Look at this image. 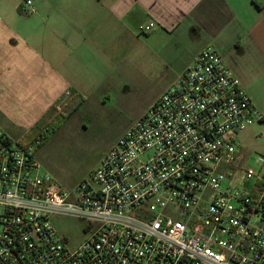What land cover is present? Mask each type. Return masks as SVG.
I'll return each mask as SVG.
<instances>
[{
	"label": "built area",
	"instance_id": "built-area-1",
	"mask_svg": "<svg viewBox=\"0 0 264 264\" xmlns=\"http://www.w3.org/2000/svg\"><path fill=\"white\" fill-rule=\"evenodd\" d=\"M261 118L208 46L70 191L37 157L43 135L0 128V264H264V160L240 140ZM60 218L88 235L72 243Z\"/></svg>",
	"mask_w": 264,
	"mask_h": 264
},
{
	"label": "crops",
	"instance_id": "crops-1",
	"mask_svg": "<svg viewBox=\"0 0 264 264\" xmlns=\"http://www.w3.org/2000/svg\"><path fill=\"white\" fill-rule=\"evenodd\" d=\"M33 1L35 12L24 15V0H0V128L16 138L44 117L46 126L55 106L111 97L128 79L173 67L186 54L184 72L208 46L258 108L264 0Z\"/></svg>",
	"mask_w": 264,
	"mask_h": 264
},
{
	"label": "rangeland",
	"instance_id": "rangeland-1",
	"mask_svg": "<svg viewBox=\"0 0 264 264\" xmlns=\"http://www.w3.org/2000/svg\"><path fill=\"white\" fill-rule=\"evenodd\" d=\"M188 59V55H180L173 67H158V71L132 77L116 86L111 97L91 98L82 104L38 149L47 173L68 191L88 178L132 123L177 81ZM75 104H60L57 110L68 114ZM257 106L264 116V94ZM240 140L250 154L248 164L259 168L258 159L264 160V118L256 120ZM56 225L62 233L70 234V241L75 244L88 235L83 220L60 218Z\"/></svg>",
	"mask_w": 264,
	"mask_h": 264
},
{
	"label": "trees",
	"instance_id": "trees-1",
	"mask_svg": "<svg viewBox=\"0 0 264 264\" xmlns=\"http://www.w3.org/2000/svg\"><path fill=\"white\" fill-rule=\"evenodd\" d=\"M21 12V9H20ZM22 13V12H21ZM83 102V98H81V100H79L73 107L72 111L68 112V114L62 113L59 110H57V106L53 107L51 111H53L54 113L52 114V116L47 117V132L43 133V127H45L44 122H45V117L41 120V122L39 123L37 129L35 131L31 130V131H26L23 136L20 138L21 140H25V141H29L30 138L38 136V135H43V142L40 145V147H42L47 140L49 139V137L55 132L57 126L59 124H61V122H63L65 119L69 118L73 112H75L82 104ZM264 118V116H263Z\"/></svg>",
	"mask_w": 264,
	"mask_h": 264
}]
</instances>
